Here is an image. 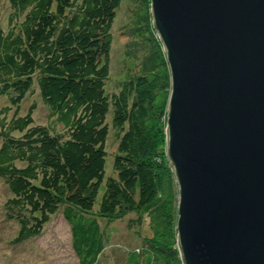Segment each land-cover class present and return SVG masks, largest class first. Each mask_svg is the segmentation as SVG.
I'll return each instance as SVG.
<instances>
[{
  "label": "trees",
  "instance_id": "obj_1",
  "mask_svg": "<svg viewBox=\"0 0 264 264\" xmlns=\"http://www.w3.org/2000/svg\"><path fill=\"white\" fill-rule=\"evenodd\" d=\"M7 1L0 29V98L6 101L0 180L10 194L4 217L18 227L15 242L37 236L61 208L78 264H95L102 252L95 216L133 211L147 215L151 238L142 261L128 254L130 264H181L177 188L165 157L167 68L138 74L108 94L110 29L121 0ZM33 90L49 125L33 124V105L19 114ZM108 126L117 154L114 176L105 178Z\"/></svg>",
  "mask_w": 264,
  "mask_h": 264
},
{
  "label": "water",
  "instance_id": "obj_2",
  "mask_svg": "<svg viewBox=\"0 0 264 264\" xmlns=\"http://www.w3.org/2000/svg\"><path fill=\"white\" fill-rule=\"evenodd\" d=\"M169 75L181 264H264V0H149Z\"/></svg>",
  "mask_w": 264,
  "mask_h": 264
},
{
  "label": "rangeland",
  "instance_id": "obj_3",
  "mask_svg": "<svg viewBox=\"0 0 264 264\" xmlns=\"http://www.w3.org/2000/svg\"><path fill=\"white\" fill-rule=\"evenodd\" d=\"M7 11L8 1L0 0V29L6 27ZM150 24L149 0H121L110 29L109 73L105 86L108 94L116 92L121 83L138 74L167 68L155 32L150 35L148 31V27H152ZM4 104L5 99L0 98V106ZM31 105L34 106L31 113L33 124L49 125L52 120L36 90L25 95L19 114L24 115ZM104 150L106 178L114 176L112 161L117 154V139L110 127ZM9 197L7 188L0 180V264H78L71 250L69 226L62 217L61 208L49 217L37 236L15 242L17 224L4 217L3 205ZM96 208L95 205L93 213H96ZM95 218L102 240V252L95 264H130L128 254L131 252L136 253L140 261L144 259L142 253L150 249L151 238L145 213L130 211L120 216L96 215ZM158 263L152 261L149 264Z\"/></svg>",
  "mask_w": 264,
  "mask_h": 264
}]
</instances>
